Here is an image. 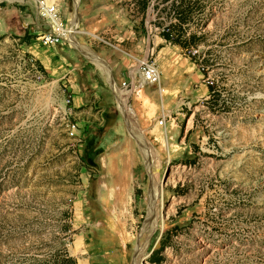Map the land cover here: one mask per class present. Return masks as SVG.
I'll use <instances>...</instances> for the list:
<instances>
[{
  "label": "rangeland",
  "instance_id": "374dc122",
  "mask_svg": "<svg viewBox=\"0 0 264 264\" xmlns=\"http://www.w3.org/2000/svg\"><path fill=\"white\" fill-rule=\"evenodd\" d=\"M56 1L110 75L121 50L157 65L159 86L114 84L159 165L105 74L69 42L44 44L32 0H1L0 264H132L153 180L167 214L141 264H264V0ZM126 148L134 161L111 171Z\"/></svg>",
  "mask_w": 264,
  "mask_h": 264
},
{
  "label": "bare ground",
  "instance_id": "6f19581e",
  "mask_svg": "<svg viewBox=\"0 0 264 264\" xmlns=\"http://www.w3.org/2000/svg\"><path fill=\"white\" fill-rule=\"evenodd\" d=\"M3 1V0H2ZM47 1V0H46ZM1 2V0H0ZM49 2V1H47ZM74 6H77L78 0H73ZM71 20L76 25L77 23V17L74 11L70 14ZM71 46H74L76 49H78L84 56H86L97 68H99L104 74H106L107 78L111 81L110 74H109V66L106 63L105 60H103L100 56L95 54L93 51H91L89 48L84 47L82 44H78L75 37H72L70 39ZM133 73H135V70H133ZM141 88L143 87L140 85ZM161 87V86H160ZM142 90V89H140ZM140 90H138L140 92ZM137 91V90H136ZM165 91V88H159L160 96L163 97V92ZM118 100H119V108L122 111V113L125 116L127 127L129 134L133 138H137L136 142L140 149L146 154L147 158L151 159L150 165H152L155 162V159L158 161L159 165V155L157 154V151L151 148L150 146L146 147L144 140V136L141 131L146 127V121L142 118V114L139 109L132 108L128 106L127 101L129 92L127 91H120L118 92ZM141 97L147 98L146 95L141 91L140 93ZM163 106V104H162ZM144 143V148L140 145L141 143ZM141 142V143H140ZM168 145V144H167ZM157 165V164H156ZM126 177V176H125ZM154 179V176H153ZM126 180V179H125ZM125 180L121 183H125ZM126 189V188H124ZM122 190V189H121ZM159 198L160 201V207L158 208L155 206V199ZM162 200L163 195H161L160 187L156 183L155 180H153L151 188L149 190V199L147 204V210L145 219H143L142 225H141V239L140 241L136 242L135 245V253L133 255L132 264H141L143 263V259L145 257L144 252L146 251L147 245H148V239L150 234L155 230L157 226H159L161 229H163V223L161 221L162 216L161 213L167 214V209L162 207ZM171 207V206H170ZM169 208V207H168ZM170 209V208H169Z\"/></svg>",
  "mask_w": 264,
  "mask_h": 264
},
{
  "label": "built area",
  "instance_id": "2783aa9c",
  "mask_svg": "<svg viewBox=\"0 0 264 264\" xmlns=\"http://www.w3.org/2000/svg\"><path fill=\"white\" fill-rule=\"evenodd\" d=\"M39 10L41 15L45 17L49 24V31L42 36V41L44 44H54L56 42H69L74 34L76 33V27L70 18L67 20L66 24L62 23L60 16V9L58 2L56 0H32ZM137 66L133 79L135 83L139 86H154L158 85L160 82V72L157 65L150 61V59H138L135 58Z\"/></svg>",
  "mask_w": 264,
  "mask_h": 264
},
{
  "label": "crops",
  "instance_id": "0c3cea01",
  "mask_svg": "<svg viewBox=\"0 0 264 264\" xmlns=\"http://www.w3.org/2000/svg\"><path fill=\"white\" fill-rule=\"evenodd\" d=\"M101 10H97V12H95V14L92 16L93 18H95L96 16L99 15ZM96 23H94L90 28L91 29H97V27H101L103 25V21L102 20H96ZM88 48V47H87ZM137 56V55H136ZM135 55H133L132 53H128L125 50H121L120 55L118 56L116 62L113 64L112 69H111V81L107 78V82H109L112 90L114 91L117 99H118V92L123 91V90H119L116 85L114 84V82H124L127 81L130 77V72L132 73L133 70L130 71V68L133 67L134 60L133 58H138ZM99 69V68H98ZM102 72V71H101ZM109 74H110V67H109ZM106 76V74H105ZM107 77V76H106ZM161 80V78H160ZM108 84V83H107ZM109 87L110 88V86ZM144 95L147 96V94L145 93V91H143ZM97 97V96H96ZM169 98V96H168ZM168 98L165 97L164 101L162 104H167V106L169 105V100ZM97 98H95L96 100ZM98 99H100V96H98ZM148 99V96L147 98ZM168 100V101H167ZM119 103V100H118ZM120 109V108H119ZM122 113V111H121ZM123 114V113H122ZM124 116V114H123ZM125 117V116H124ZM126 120V119H125ZM127 146V145H126ZM119 149H114L112 151V154H110L108 156V158L105 159V163H107V167L111 170L114 171L116 169H118L119 165V161H125L126 163H131L134 161V156L132 151L130 150V148H126L125 154L123 153V151H119L120 153H116ZM121 154V155H120Z\"/></svg>",
  "mask_w": 264,
  "mask_h": 264
},
{
  "label": "trees",
  "instance_id": "16d2710c",
  "mask_svg": "<svg viewBox=\"0 0 264 264\" xmlns=\"http://www.w3.org/2000/svg\"><path fill=\"white\" fill-rule=\"evenodd\" d=\"M178 1L179 2H178V4L176 6H172L173 8H177L178 6L180 8V6L182 4H184L185 8H188L189 7L190 2L186 3V0H178ZM189 1H191V0H189ZM197 1H199V0H197ZM175 15L177 16V19H178V22L179 23H181V24L186 23V21H187V18H185L186 13H184L181 10L179 11V9H176L175 10Z\"/></svg>",
  "mask_w": 264,
  "mask_h": 264
}]
</instances>
